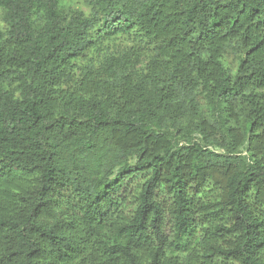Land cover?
<instances>
[{
  "label": "trees",
  "instance_id": "trees-1",
  "mask_svg": "<svg viewBox=\"0 0 264 264\" xmlns=\"http://www.w3.org/2000/svg\"><path fill=\"white\" fill-rule=\"evenodd\" d=\"M85 2L0 0V264H264V0Z\"/></svg>",
  "mask_w": 264,
  "mask_h": 264
},
{
  "label": "rangeland",
  "instance_id": "rangeland-1",
  "mask_svg": "<svg viewBox=\"0 0 264 264\" xmlns=\"http://www.w3.org/2000/svg\"><path fill=\"white\" fill-rule=\"evenodd\" d=\"M62 6L66 7L67 9H83L85 11H89V8L85 2V0H61ZM140 37L137 34L127 35L121 38V40L118 41V43H121L123 46L125 45H138L140 43ZM143 45V44H141ZM227 58L230 64H233L236 60V57L232 53L230 49L227 51Z\"/></svg>",
  "mask_w": 264,
  "mask_h": 264
}]
</instances>
